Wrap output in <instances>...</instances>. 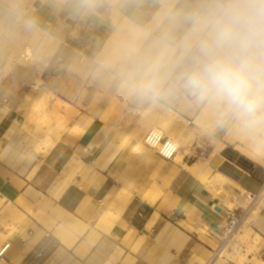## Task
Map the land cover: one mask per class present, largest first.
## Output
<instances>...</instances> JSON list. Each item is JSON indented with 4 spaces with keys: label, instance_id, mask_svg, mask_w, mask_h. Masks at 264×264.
<instances>
[{
    "label": "crops",
    "instance_id": "crops-1",
    "mask_svg": "<svg viewBox=\"0 0 264 264\" xmlns=\"http://www.w3.org/2000/svg\"><path fill=\"white\" fill-rule=\"evenodd\" d=\"M15 2L20 5L17 24L6 26L0 16V247L13 238L0 264H208L220 246L224 217L218 205L223 202L212 192L224 186L258 194L264 184V143L228 129L213 127L208 134L201 127L210 125L204 109L179 92L158 102L117 101L116 94H126L90 71L113 28L104 17L111 9L81 15L70 7L73 0ZM119 2L127 27L154 35L162 31L161 0ZM51 39L52 55L41 57L38 72L30 70L31 53L40 45L46 49ZM72 74L80 78L75 108L65 101L66 78ZM40 84L80 115L45 157L30 163L29 154L11 155L9 147L36 127L29 122L31 112L25 119L26 99ZM46 95L50 102V92ZM32 99L34 105L42 101ZM71 113L66 108L58 114L66 119ZM169 117L170 129L192 146L181 163L142 148L145 129ZM39 139L47 144L50 138ZM5 152L8 157L1 160ZM15 157L23 163L10 166ZM16 228L20 232L11 236ZM254 232L262 240L264 263V208Z\"/></svg>",
    "mask_w": 264,
    "mask_h": 264
},
{
    "label": "clouds",
    "instance_id": "clouds-1",
    "mask_svg": "<svg viewBox=\"0 0 264 264\" xmlns=\"http://www.w3.org/2000/svg\"><path fill=\"white\" fill-rule=\"evenodd\" d=\"M81 15L119 0H73ZM6 26L20 18L15 0L0 4ZM159 34L133 26L92 61L90 71L138 101L179 92L204 109L216 129L264 143V0H161ZM31 27V23L25 25Z\"/></svg>",
    "mask_w": 264,
    "mask_h": 264
},
{
    "label": "rangeland",
    "instance_id": "rangeland-1",
    "mask_svg": "<svg viewBox=\"0 0 264 264\" xmlns=\"http://www.w3.org/2000/svg\"><path fill=\"white\" fill-rule=\"evenodd\" d=\"M118 13H119V11H114L111 9L104 16L105 19H108L111 22L113 28L111 30H109L110 34L106 35V37L104 39H102L103 42H102L101 48H100V49H102L101 51L104 50L105 45L109 40H110V43H112V41H115L114 33H115V30L117 28L121 29V30H125L126 28H128L126 26L127 21L123 22L124 18L120 13H119L120 20L114 22V17ZM113 15H114V17H112ZM46 42H47V48L46 49H43V46L40 45V47L36 48L35 54L31 53L32 57L29 59L31 66L29 67V69L34 71V72H38L37 70L40 69L43 65L42 62H40L41 57L46 58V57H48V55L51 56L53 51H54V48H55L54 40L51 39V40H48ZM49 44L51 45L50 47H49ZM4 56L9 57L10 54L6 53ZM15 62L16 61L9 60L8 64H12ZM17 62L19 64V61H17ZM86 63H87V59L83 57V63H81V65H85ZM75 64L77 67L78 66L77 64H80L79 60H78V62L74 63V66L72 69H74ZM0 65H1V63H0ZM79 79L80 78H76V76L74 74H72V76H70V78H66V81H67L66 86L69 89L67 92H65L66 100L65 99L64 100L66 102L70 103L73 107H74L76 101L79 102L76 99V97L78 96V92L75 91V90H79V84L77 83ZM82 79H84V78H82ZM103 83L105 85L107 84V82H103ZM41 85L42 84H40V87L38 86V87L34 88L32 93L27 94V99H26L27 108L25 110V119H26L28 112H31V113L38 112L39 113V111H41L40 115H42V119H43L42 122L40 123L39 126H36V127L32 128L30 131H28V134L26 136H23L22 140H16L9 147L11 155H14L16 153L21 154V155L23 153L29 154L30 155L29 156V162L30 163L38 162L43 157H45L46 154L48 153V151L59 140V138L60 137L62 138V136L64 134L68 133L66 129H69L72 125H74V123H76V118L80 115V111L78 112L75 109H73L72 107H70L68 104L62 103L61 101L57 100V98L61 99L60 96H58L51 89H43V87ZM47 91L50 92V95H48V96H50L51 101L48 102L47 104H44V105L42 104L41 106L43 108H41V109L36 107L34 105V102H33L34 99H32V98L34 96H38L41 98V100H45L47 97V95H46ZM81 93H83V92H81ZM84 94H85V98H87L89 100L90 94H87V93H84ZM116 95H117L116 96L117 101H120V102L127 101L130 98L129 96L123 95V94H116ZM79 105H81V103H79ZM36 108H37V111H36ZM66 108L68 110H71L72 113L70 115L66 116V119H64L58 113H64L65 114ZM87 111L89 112V109H87ZM38 113H36V115ZM45 113H48L49 117ZM58 115L60 117H58ZM23 121H24V119L21 118V124L23 123ZM159 122L160 121H158L157 123H153L152 125H149L144 131V136L151 129L161 128L165 131L167 137H169L171 140H174V141L179 140L180 142L184 143L187 146L188 153H187V155L184 156V158H186L187 156H191V154H192V148L191 147L192 146H190V144L187 143L186 141L180 140L181 134L177 133L176 131H173L172 128L170 129V127H172V125H170V126L166 125L163 121H161L160 123ZM201 127L204 128L208 134L212 133L213 129L210 127V125L205 126V127L201 126ZM223 133H225V131ZM42 135L43 136H49L50 139H49L47 144H44L39 139ZM144 136L142 139V148L144 149V151H149L150 153L155 154L154 151L153 152H152V150L150 151L149 148L144 144ZM174 137L176 139H174ZM220 137H222V136H220ZM61 138H60V140H61ZM201 144L202 143L199 141L198 146H201ZM23 145H24L25 149L21 150L20 146H23ZM38 152H40L42 155L39 156ZM184 158H183V160H184ZM14 159H16V161H14V162L10 161V166H17V165L23 163L20 160H18L19 158H17V157H15ZM173 161H174V164L177 163V161H175V160H173ZM205 178H207V176H205ZM212 194L215 198H219L223 202V204H225L230 209L237 208V207H244L245 208L248 205V203L241 196L242 194H244V192L241 190L226 189V187L223 186L222 189H218L216 193L212 192ZM263 208H264V203L262 202L258 205L257 209L254 211V214L252 216V220H254L255 223L258 221V219L260 217L261 210ZM9 217L13 218L12 215H10ZM258 237L259 236H257V234H255L254 229L249 228L248 226L244 227L235 236L234 240L231 242L229 247L224 252H222L221 255L216 254V252L212 255V258L210 259L208 264H260V263H262V260L259 257V254L263 248L261 245L262 240H261V238L258 239ZM12 241H13V238H6L3 242L4 244L0 247V249L7 243L12 244ZM259 261H260V263H259Z\"/></svg>",
    "mask_w": 264,
    "mask_h": 264
},
{
    "label": "built area",
    "instance_id": "built-area-1",
    "mask_svg": "<svg viewBox=\"0 0 264 264\" xmlns=\"http://www.w3.org/2000/svg\"><path fill=\"white\" fill-rule=\"evenodd\" d=\"M144 144L167 162L173 161L178 152V146L175 141L167 137L165 131L161 128L149 130L144 136ZM241 196L248 203L245 208L230 209L220 201L218 202L224 217L220 225L222 230L221 243L216 254L221 255L244 227L255 228V221L252 220V216L258 205L262 202L264 203V184L258 194L244 193ZM46 237H49V234H46ZM10 248L11 243H7L0 249L1 263L6 261Z\"/></svg>",
    "mask_w": 264,
    "mask_h": 264
},
{
    "label": "bare ground",
    "instance_id": "bare-ground-1",
    "mask_svg": "<svg viewBox=\"0 0 264 264\" xmlns=\"http://www.w3.org/2000/svg\"><path fill=\"white\" fill-rule=\"evenodd\" d=\"M120 20V15L119 14H116L115 15V17H114V22H116V21H119ZM126 26H127V23H126ZM130 27H133L132 25H130L129 24V27L128 28H130ZM119 30H121V29H119ZM119 34H120V32H118V28L115 30V33H114V37H115V40L117 39V37L119 36ZM114 41H112V43H113ZM110 43V42H109ZM108 43V44H109ZM112 43H110L109 45H107V47H109ZM47 102L48 101H46V100H42L40 103H36L35 104V106L36 107H38V108H43L41 105L43 104H47ZM36 111H37V108H36ZM40 112L41 111H39V113L38 112H36V113H38L37 115H36V113H32V115L29 117V122H30V124L32 123V124H34L35 126H39L40 125V123L42 122V115H40ZM166 125H173L174 124V122H173V119L171 118V117H169V118H166V119H164V121H163ZM211 128H213L212 126H211ZM154 129H157V128H154ZM128 141V139H123V142H127ZM175 143H176V145L178 146V152H177V155H176V161L177 162H179V163H181L182 162V159L184 158V156L185 155H187V153H188V150H187V148L184 146V145H182L179 141H175ZM133 152H135V151H133ZM7 157H8V153L7 152H5L3 155H2V157H1V160H6L7 159ZM192 172H193V174H196L197 173V171H195L194 169H192L191 170ZM201 174V176H203V173L201 172L200 173ZM210 184V183H209ZM208 183H206V186L207 187H209L210 188V185H209ZM212 186V185H211ZM221 186H220V184H218V185H215V186H212V189H216L217 190V188H220ZM214 189V190H215ZM221 189V188H220ZM211 191H213V190H211ZM215 192V191H214ZM217 192V191H216ZM11 230V229H10ZM13 230V229H12ZM20 228H16L14 231H12L11 232V236H14L15 234H17V233H19L20 232ZM258 236V235H257ZM260 237H258V239H259ZM235 254V253H234ZM259 263H260V261H259ZM260 264H264V263H260Z\"/></svg>",
    "mask_w": 264,
    "mask_h": 264
}]
</instances>
